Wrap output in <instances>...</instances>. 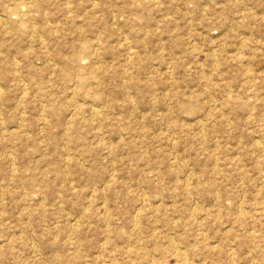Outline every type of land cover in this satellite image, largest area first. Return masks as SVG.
I'll use <instances>...</instances> for the list:
<instances>
[{
    "label": "rangeland",
    "instance_id": "374dc122",
    "mask_svg": "<svg viewBox=\"0 0 264 264\" xmlns=\"http://www.w3.org/2000/svg\"><path fill=\"white\" fill-rule=\"evenodd\" d=\"M0 264H264V0H0Z\"/></svg>",
    "mask_w": 264,
    "mask_h": 264
}]
</instances>
